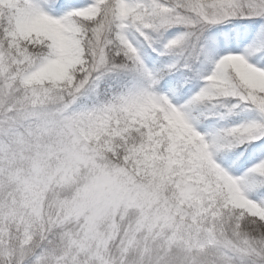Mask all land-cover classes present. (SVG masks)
I'll return each mask as SVG.
<instances>
[{
  "label": "snow or ice",
  "instance_id": "1",
  "mask_svg": "<svg viewBox=\"0 0 264 264\" xmlns=\"http://www.w3.org/2000/svg\"><path fill=\"white\" fill-rule=\"evenodd\" d=\"M0 264H264V0H0Z\"/></svg>",
  "mask_w": 264,
  "mask_h": 264
}]
</instances>
